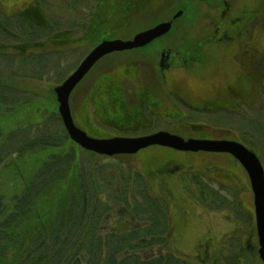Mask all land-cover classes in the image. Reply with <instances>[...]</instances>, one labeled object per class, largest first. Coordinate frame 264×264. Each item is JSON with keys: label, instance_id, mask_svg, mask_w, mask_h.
I'll list each match as a JSON object with an SVG mask.
<instances>
[{"label": "flooded vegetation", "instance_id": "af4514ba", "mask_svg": "<svg viewBox=\"0 0 264 264\" xmlns=\"http://www.w3.org/2000/svg\"><path fill=\"white\" fill-rule=\"evenodd\" d=\"M145 1L103 0L105 6L97 5V12L101 7L109 10L121 4L122 14L107 12L104 15L103 11L102 15H95L92 29H98L113 18L125 17L130 24L134 16H140L139 7L143 9ZM231 2L212 0L215 5L210 12L181 10V15H205L210 19V28L181 31L171 36L178 31L174 25L180 16L173 19L175 12L162 21L171 23L166 34L142 47L103 56L70 93L69 103L71 97L72 102L75 100L76 94L80 98L76 112L69 105L71 116L76 115V120L72 117L74 124L97 139L141 137L163 131L183 139L237 142L257 156L264 172L258 153L233 134L244 129L227 127L218 120L235 117L258 124L260 117L264 119V7L260 10L259 4L236 1L232 5ZM209 15H214L215 19ZM152 27L130 34L125 40ZM123 54L124 60L121 56L114 61L118 62L117 66L123 65L122 71L112 66L100 68L111 55ZM152 118L174 125L166 128L164 124L161 130L140 134L150 129L154 123ZM180 130H184V134ZM147 149L155 150L138 156L137 167L148 193L158 197L166 210L168 228L162 235L163 245L173 242L182 249L177 254L166 246L167 256L190 264H251V261L263 264L258 253L249 178L236 158L227 153L179 152L161 146L114 157H133ZM205 172L210 174L207 178L202 175ZM239 193L250 194V204L242 203L239 207L228 203L227 199ZM195 195L221 197L217 198L220 207L230 213L225 231L218 232L212 226L206 228L193 222L195 216L186 211L190 206L185 199L194 202ZM169 197L180 201V205L171 204ZM170 207L177 212L175 218L167 213ZM199 231H202L201 236L196 235Z\"/></svg>", "mask_w": 264, "mask_h": 264}, {"label": "rangeland", "instance_id": "374dc122", "mask_svg": "<svg viewBox=\"0 0 264 264\" xmlns=\"http://www.w3.org/2000/svg\"><path fill=\"white\" fill-rule=\"evenodd\" d=\"M12 1H16L17 6L13 5ZM149 1H153L155 5L149 4L147 8L143 6V9L139 7L140 16H134L133 22L130 24H127L125 17L113 18L108 20L107 23L99 25L98 29H92L91 24L95 23V15H102L104 11L105 2L103 0L102 2L101 0H0V5H2L0 6V15H25L24 11L29 10L30 13L26 20H30L31 27L46 30L41 31V34L35 37L33 28L28 30L22 25L17 26L15 20L8 22L10 26L6 25V22H2L0 26V84L8 87V89L6 87L5 89L0 88V146L5 144L7 146L5 149L15 151L18 149L17 143H15L18 141L16 136L20 133L29 134L30 132V144L38 134H50V129L51 132L54 130V133H63L62 124L55 120L58 119L57 104L51 90L60 85L75 70L78 63L89 53L91 48L106 37L125 40V37L130 34L154 26L169 17L171 18L179 10L187 13L210 12L214 11L212 6L215 5V3L212 4V0ZM236 1L241 4L247 3V5L259 4L260 10L264 7V0H232V5ZM157 3L158 5H156ZM97 5L99 7L103 6L101 7L102 10H99L100 13L97 12ZM30 15H36L39 18L34 21V18H30ZM130 15L133 17L134 14ZM209 16L212 20L215 19L214 15ZM209 21L210 19L206 18L205 15H181L175 20L174 25L178 31H175L171 36L181 31L197 32L199 29L210 28ZM99 22L101 23L100 20ZM26 34H31L32 37L28 40V37H25ZM23 38H25V42H23ZM12 54H17L19 57L26 58V60L22 61L16 55L15 61L8 62L2 57ZM121 56H123V60L126 58L124 54L111 55L109 59L102 62L103 65H100V68L101 66H112L122 71L124 69L123 65L117 66L118 62H114ZM89 75L90 73L86 77ZM11 82L13 85L8 84ZM124 86L127 88L125 81ZM74 99L72 102L71 97L69 105H71L72 111L76 112L79 106V95L76 94ZM72 117L76 120L74 113ZM152 119L154 123L150 129L143 130L140 134L161 130L165 128L166 124V128L171 127L169 124L174 125L163 120H155L156 118ZM218 120L227 127L231 126L237 130L244 129L235 131L233 134L238 136L249 149L258 153L264 166V119L260 117L258 124L256 122L250 124L235 117H222ZM51 121L53 126H51ZM157 121L162 124L155 123ZM12 130L15 133L7 135ZM184 132V130H180L181 134H184ZM63 144H67V142L65 141ZM149 150L155 149L141 151L138 155L130 158L91 157L83 152L80 153L82 161L85 163L91 161L92 165H95V171L103 181L100 187H104L105 195H102L100 199L106 204L108 210L101 218L99 235L105 236L115 231L129 232L145 226L144 222L135 220L129 210L130 207H134L132 198L137 197L138 199L136 193L133 190L131 192L133 179L137 175L140 177L139 173H141L139 166L137 167L138 156ZM50 151L51 148L47 146L44 151L41 150L38 153L28 152L21 158L19 154L8 156L4 163L0 165V193L10 196L13 192L17 193L20 187L23 188V185H28L31 176L36 172L42 161L46 159ZM202 175L207 178L210 174L205 172ZM128 176L133 178L129 183L127 182ZM111 196H118L120 199L125 198L126 201L123 203L108 199ZM218 197L195 195L193 197L194 202L189 198L185 199L190 206V209L186 211H189V215L195 216V221H193L195 224L206 228L212 226L218 232L226 230V227L229 226L230 213L220 207ZM222 197L224 198V196ZM230 198L232 199H227L228 203H234L239 207L242 203L250 204L251 201L250 194L240 195L239 193ZM167 200L171 204L180 205V201H176V199H170L169 197ZM195 203L198 206H195ZM171 209L170 207L167 213L173 218L177 212ZM201 234L202 231H199L196 235L201 236ZM144 240L141 239V241ZM166 246H168V250L177 254L178 250H182L173 242L168 243ZM166 246L151 244L150 246L126 251L118 258L137 255L141 261H145L157 257H166ZM176 261H178V264H190L189 261L182 259ZM80 264L86 263L82 261ZM251 264H253L252 261Z\"/></svg>", "mask_w": 264, "mask_h": 264}, {"label": "trees", "instance_id": "16d2710c", "mask_svg": "<svg viewBox=\"0 0 264 264\" xmlns=\"http://www.w3.org/2000/svg\"><path fill=\"white\" fill-rule=\"evenodd\" d=\"M15 2L12 1L17 6ZM149 4L155 5L153 1L147 0L143 6L147 8ZM120 6L104 10L103 14L109 12L121 15ZM24 13L16 16L0 15V26L2 22L7 25L15 20L17 26L22 25L30 30L33 27L30 20H26L30 11ZM30 18L36 21L39 17L30 15ZM33 30L36 31H33L35 37L41 31H46L37 28ZM25 37L29 40L32 35L26 34ZM16 55L2 57L5 61L13 62ZM18 58L26 60L24 57ZM8 84L13 85L12 82ZM5 87L8 89L0 84V88ZM51 93L53 95V89ZM55 120L61 123L59 117ZM50 123L53 126V122ZM28 129L30 131V126ZM49 132L48 135L38 134L31 144L30 132L20 133L16 136L18 149L15 151L5 149V144L0 146V165L10 155L19 154L21 158L28 152L38 153L46 150L47 146L51 148L28 185H23V188L20 187L17 193L13 192L10 196L0 193V264H80L82 261L86 264H178L177 259L167 255L145 261H141L137 255L118 258L126 251L151 244L163 245L162 235L168 224L162 202L148 193L138 175L134 179L128 176V183L133 179L131 192L133 190L138 196V199L132 198L134 207H130L129 212L135 220L144 222L145 226L129 232L115 231L105 236L99 235L101 218L108 210L100 199L105 195L104 187H100L103 181L95 171V165L91 161H82L80 153L91 157L97 155L77 147L69 140L63 128L62 134L54 133V130L51 132V129ZM13 133L12 130L7 135ZM65 141L67 144H63ZM108 199L123 203L126 201L118 196Z\"/></svg>", "mask_w": 264, "mask_h": 264}, {"label": "water", "instance_id": "95a60500", "mask_svg": "<svg viewBox=\"0 0 264 264\" xmlns=\"http://www.w3.org/2000/svg\"><path fill=\"white\" fill-rule=\"evenodd\" d=\"M181 13V11H177L173 19L181 16ZM170 28V22H162L135 34L129 40L112 39L98 43L76 69L60 85L54 87L57 114L68 138L73 143L84 151L100 156L132 155L150 146L167 147L179 152L227 153L232 155L243 166L249 178L259 242L258 253L260 260L264 264V172L259 159L253 152L237 142L194 138L183 139L180 136L163 131L141 137L97 139L89 137L73 122L69 108L70 93L98 60L114 52L142 47L166 34Z\"/></svg>", "mask_w": 264, "mask_h": 264}]
</instances>
